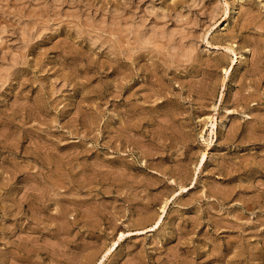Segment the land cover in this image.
<instances>
[{
    "label": "rangeland",
    "instance_id": "374dc122",
    "mask_svg": "<svg viewBox=\"0 0 264 264\" xmlns=\"http://www.w3.org/2000/svg\"><path fill=\"white\" fill-rule=\"evenodd\" d=\"M0 264H264V0H0Z\"/></svg>",
    "mask_w": 264,
    "mask_h": 264
},
{
    "label": "bare ground",
    "instance_id": "6f19581e",
    "mask_svg": "<svg viewBox=\"0 0 264 264\" xmlns=\"http://www.w3.org/2000/svg\"><path fill=\"white\" fill-rule=\"evenodd\" d=\"M241 56H242V55H241ZM226 71H227V70H226ZM211 121H212V119H211ZM211 125H212V130H214V126H215L214 122H212ZM165 209H166V203L162 206V211L165 212ZM161 216H163V215H161ZM159 218H160V217H159ZM122 236H124L123 233L120 235L119 238H122ZM116 244H117V241H115V242L113 243L112 246H115ZM111 248H112V247H111ZM110 250H112V249H109V252H110ZM109 252H107V253H109ZM107 253H106V254H107ZM106 254H105V255H106Z\"/></svg>",
    "mask_w": 264,
    "mask_h": 264
}]
</instances>
